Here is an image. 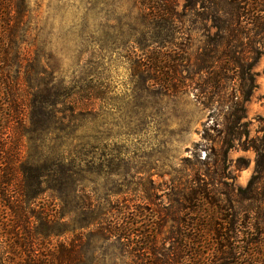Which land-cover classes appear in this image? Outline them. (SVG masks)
Returning a JSON list of instances; mask_svg holds the SVG:
<instances>
[{"label":"rangeland","instance_id":"374dc122","mask_svg":"<svg viewBox=\"0 0 264 264\" xmlns=\"http://www.w3.org/2000/svg\"><path fill=\"white\" fill-rule=\"evenodd\" d=\"M26 1L30 30L23 46L43 54L57 83L93 87L98 97L81 98L90 111L75 117L78 128L65 143L67 158L84 160L77 197L86 209L73 212L69 189L57 191L53 182L59 141L43 137L29 120L36 75L20 69L16 112L0 85V264H140L150 257L148 242L161 253L201 235L193 224L202 218L186 213L190 180L211 178L225 202L230 187H244L256 161L264 162V53L251 69L255 87L243 110L240 80L230 78L222 84L229 102L215 96L203 106L194 93L167 94L138 73L136 40L150 45L151 39L139 29V0ZM169 1L183 15V45L192 60L228 50L213 27L214 0ZM204 77H198L202 87ZM183 255L176 256L180 264L189 259Z\"/></svg>","mask_w":264,"mask_h":264},{"label":"trees","instance_id":"16d2710c","mask_svg":"<svg viewBox=\"0 0 264 264\" xmlns=\"http://www.w3.org/2000/svg\"><path fill=\"white\" fill-rule=\"evenodd\" d=\"M139 1V29L142 33L151 34L150 45H141L136 40L139 53L133 55L132 62L140 76L167 94L192 92L195 100L203 106L215 96L229 102V94L225 95L222 84L229 78L239 79V99L243 110L242 104L248 101L255 87L251 69L264 53V0H214L211 12L217 23L213 27L228 50L206 53L193 60L183 45L185 39L180 27L183 15L176 11L173 3L169 0ZM150 1H155L156 6ZM185 1L192 6L198 0ZM29 13L26 0H0V85L5 86L7 106L16 112L22 106L17 88L13 89L19 81L20 69L24 65L26 72L32 71L36 75L37 94L27 106L29 120L39 127L43 137L46 134L56 135L59 145L53 165L54 187L57 191L67 187L73 196V212L83 211L86 203L77 197V193L84 182L81 169L84 160L82 156L67 158L65 143L78 128L75 117L90 111L81 105V98L89 101L98 96H95L93 87L83 90L57 83L43 60V54L31 55L29 49L23 46L30 30ZM249 34L254 36L252 40L248 38ZM224 60L230 61L232 67L229 68ZM219 66L221 71L213 72L212 68ZM236 68L240 71L238 74ZM10 69L16 71L12 76ZM201 73H205L206 87L198 82ZM218 88L224 91V95L218 96ZM235 97V94L231 95V99ZM217 125L214 122L211 130ZM229 143V138L223 141L227 148ZM255 153L260 156L259 150L255 149ZM45 175L43 168L39 179H44ZM204 177L200 178L197 174L185 188L189 193L186 201L191 205L186 213L202 218L201 224H193L198 230L192 229L200 231L201 235H186L183 245L173 243L171 248L168 246L161 253L156 252L152 243L148 242L150 257L141 260L140 264H180L176 256L182 252L189 256V259L182 257L183 264H264V162L256 161L254 174L244 187H230L225 202L220 199L221 192L216 191L211 178L206 181ZM261 183L262 189H259ZM202 204L203 208L200 207ZM166 216L173 215L167 212ZM212 216L215 220H211ZM206 217L208 220H204ZM144 232L145 237L149 235L147 230ZM205 235L210 239L207 240Z\"/></svg>","mask_w":264,"mask_h":264}]
</instances>
